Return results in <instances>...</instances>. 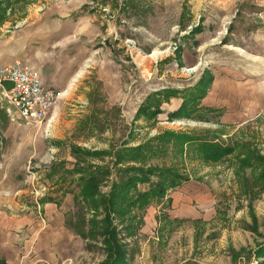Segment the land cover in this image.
<instances>
[{
  "label": "rangeland",
  "instance_id": "rangeland-1",
  "mask_svg": "<svg viewBox=\"0 0 264 264\" xmlns=\"http://www.w3.org/2000/svg\"><path fill=\"white\" fill-rule=\"evenodd\" d=\"M44 1L0 0V40L15 29L33 2L42 6ZM244 1L51 0L57 8L65 4V8L75 9L64 18L67 20L94 14L102 33L92 41L78 40L69 61L62 53L55 58L76 70L72 76H78L57 101L53 118L41 124L13 122L0 107V180L17 186L29 177V187L38 190L37 199L62 204L66 223L75 230V223L79 227L84 217L86 230L90 217L76 196L78 174L74 171L91 163L110 167L111 159L75 153L73 147L112 150L128 139L129 145L142 143L165 129L215 138L234 151L205 162L188 146L178 153L168 144L159 157L144 160L146 165L172 166L191 179L203 176L212 186L214 198V215L208 221L182 224L168 222L167 216L161 218L167 237L163 234L158 250L152 258L150 254L151 264H264V112L237 126L218 123L217 112H207V122L186 119L158 128L151 116L134 117L148 94L161 88L188 87L211 65L238 67L244 58L245 67L253 70L261 62L250 60L237 44L239 36H229L228 21L219 20L222 14L264 7ZM222 33L232 37L230 42L224 41ZM65 75L59 74L58 80ZM246 156L252 157V165L242 162ZM110 169L112 174L101 184L104 192L115 177L114 168ZM148 187L149 183L138 185L139 190ZM67 201L69 209L64 207ZM167 206L163 203L162 209ZM143 214V209L131 207L124 222L114 220L130 264L139 262L143 237L137 231ZM172 229L178 233L171 234ZM82 250L71 264H101L106 257L100 235L83 238Z\"/></svg>",
  "mask_w": 264,
  "mask_h": 264
},
{
  "label": "crops",
  "instance_id": "crops-1",
  "mask_svg": "<svg viewBox=\"0 0 264 264\" xmlns=\"http://www.w3.org/2000/svg\"><path fill=\"white\" fill-rule=\"evenodd\" d=\"M244 2L248 5L257 2L258 6H264V0ZM31 5L27 14L14 26L15 29L8 30L9 34L0 40V67L19 59L37 71L45 87L60 90L63 96L78 74L72 76L76 70L70 69L68 65L64 67L63 62L55 61V58H61L59 55L62 53L69 61L75 43L81 41V38L87 41L95 39L102 33V24L94 14L64 19L75 9H67L65 4L57 8L51 0H45L42 6H37L34 2ZM219 20L228 21V34L239 36L237 44L244 49L243 52L259 57L254 60L261 59L256 66L254 62L253 70L245 67L244 58H241V66L238 67H231L227 63L207 67L211 71L212 80L199 99V104L217 109L218 123L237 126L264 112V7L245 13L222 14ZM229 36H223L227 43L232 38ZM61 73L66 75L59 81ZM161 103V112L153 117L155 128L159 124L175 121L183 123L187 119H167V113L182 103L181 98L174 97ZM170 104L174 106L170 107ZM2 110L5 113L3 108ZM55 115L53 110L50 118ZM27 178L25 184L17 186L8 184L7 179L0 180V261L3 264L73 263L83 254V238L67 226L63 205L50 199H37L38 190L33 188V192L29 187L30 182H27L30 179ZM206 180L203 176L200 179L189 178L176 188L167 190L159 201L146 205L137 231L143 237L139 242L141 254L138 255V264H151L153 251L158 250L156 246L163 240V234L167 237L162 231L164 225L161 226L163 216L169 218L168 222L182 224H198L213 217V188ZM163 203L168 206L162 209ZM65 206L69 209L70 203L65 202ZM181 227L182 225L179 228ZM177 229H172L171 234H177Z\"/></svg>",
  "mask_w": 264,
  "mask_h": 264
},
{
  "label": "trees",
  "instance_id": "trees-1",
  "mask_svg": "<svg viewBox=\"0 0 264 264\" xmlns=\"http://www.w3.org/2000/svg\"><path fill=\"white\" fill-rule=\"evenodd\" d=\"M178 51H176L177 57L179 56ZM211 80V71L206 68L195 83L188 87L158 89L142 100L134 117L143 114L155 117L161 112V102L179 97L182 103L175 110L167 113L169 121L182 117L207 122L210 118L205 114L218 110L209 106H201L199 99L205 94ZM214 139L206 138L195 132L165 129L142 143L129 145L130 140L128 139L119 146L113 147L112 150L73 147L72 151L88 157L108 156L111 159V165L109 167L105 164L91 163L74 171L78 174L79 191L76 196L79 201L83 202L90 218L86 221L88 223L86 230H83L85 219L82 216L79 227L77 223L74 225L76 230L67 226L84 239L95 238L98 235L102 237L106 257L101 264H128L127 252L119 241L118 228L114 220L124 222V217L131 207L142 210L148 203L159 201L167 190L176 188L189 179L172 166L146 165L143 164L144 160L159 157L168 144H171L175 150L177 149L178 153L183 152L182 146H188L199 159L205 162L217 161L234 151L232 146L223 145ZM241 160L249 165L254 163L251 156H246ZM110 168H114L115 177L110 179V188L104 192L101 190V184L112 174ZM152 176L156 178L155 181L150 180ZM145 183H149V187L139 190L138 185ZM0 264H3V261H0Z\"/></svg>",
  "mask_w": 264,
  "mask_h": 264
},
{
  "label": "built area",
  "instance_id": "built-area-1",
  "mask_svg": "<svg viewBox=\"0 0 264 264\" xmlns=\"http://www.w3.org/2000/svg\"><path fill=\"white\" fill-rule=\"evenodd\" d=\"M60 90L44 86L33 67L17 59L0 67V107L13 122H47Z\"/></svg>",
  "mask_w": 264,
  "mask_h": 264
},
{
  "label": "bare ground",
  "instance_id": "bare-ground-1",
  "mask_svg": "<svg viewBox=\"0 0 264 264\" xmlns=\"http://www.w3.org/2000/svg\"><path fill=\"white\" fill-rule=\"evenodd\" d=\"M243 53H245V52H243ZM246 55L249 56V57H251V59H257L256 56H250L249 54H246Z\"/></svg>",
  "mask_w": 264,
  "mask_h": 264
}]
</instances>
